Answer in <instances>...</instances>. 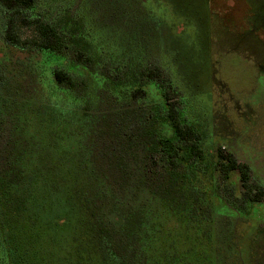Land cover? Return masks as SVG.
Wrapping results in <instances>:
<instances>
[{
    "label": "trees",
    "instance_id": "16d2710c",
    "mask_svg": "<svg viewBox=\"0 0 264 264\" xmlns=\"http://www.w3.org/2000/svg\"><path fill=\"white\" fill-rule=\"evenodd\" d=\"M76 2L0 0L6 43L35 44L58 61V87L34 102L45 136L0 142V264H264V185L251 166L224 146L207 150L202 123L189 117L162 63L142 46H128L127 60L110 54V40L95 37ZM21 24L34 27L35 38L23 40ZM7 83L0 69V136ZM105 95L110 109L100 104ZM133 104L149 107L140 127L121 121ZM75 123L87 131L82 143L103 147L74 151ZM91 133L94 141L85 138ZM243 217L248 243L236 227Z\"/></svg>",
    "mask_w": 264,
    "mask_h": 264
},
{
    "label": "rangeland",
    "instance_id": "374dc122",
    "mask_svg": "<svg viewBox=\"0 0 264 264\" xmlns=\"http://www.w3.org/2000/svg\"><path fill=\"white\" fill-rule=\"evenodd\" d=\"M55 1L58 8L61 4L77 3ZM248 1L78 0L76 11L85 25L94 30L95 37L110 40V54H118L117 58L124 60V56L132 54L128 46H142L150 57L161 62L168 77L185 94L189 117L202 123L207 150H212L211 144L214 149L224 146L225 155L248 163L254 181L264 185V0ZM1 22L0 14V69L9 82L1 100L5 123L0 142L7 147L14 138L24 145L31 132L45 136L46 126L42 123L41 128L34 114V102L58 87L52 75L58 61L47 58L35 44H23L22 48L7 44ZM136 26L137 41L130 40ZM19 33L23 40L36 35L34 27L23 24ZM100 104H106L108 109L114 106L106 95ZM131 109L134 112L123 107L121 121L132 120L140 127V117L145 118L140 113L149 107L133 104ZM30 119L32 129L28 126ZM156 126L160 130L161 122ZM81 128L79 123L69 125L71 148L99 151L101 143L81 142L87 135L85 128ZM85 138L94 141V133ZM40 144L43 155L45 140ZM86 145L89 149L85 150ZM1 161H6V157ZM236 180L237 175L233 174L232 181ZM213 202L218 211L219 199ZM223 216L218 212L214 218L221 223ZM239 221L236 227L242 243H248L250 219L243 217Z\"/></svg>",
    "mask_w": 264,
    "mask_h": 264
}]
</instances>
